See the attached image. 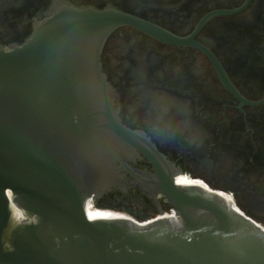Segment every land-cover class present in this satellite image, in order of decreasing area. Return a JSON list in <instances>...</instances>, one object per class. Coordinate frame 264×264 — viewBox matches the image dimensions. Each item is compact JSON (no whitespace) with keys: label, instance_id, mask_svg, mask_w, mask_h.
<instances>
[{"label":"water","instance_id":"obj_1","mask_svg":"<svg viewBox=\"0 0 264 264\" xmlns=\"http://www.w3.org/2000/svg\"><path fill=\"white\" fill-rule=\"evenodd\" d=\"M122 26L187 41L115 8L56 0L22 44L0 45V264H264L259 220L220 189L186 182L191 175L122 123L100 63ZM215 65L241 103L264 102L243 99ZM141 158L153 172L129 165ZM119 184L162 197L172 217L102 216L121 207L96 204Z\"/></svg>","mask_w":264,"mask_h":264},{"label":"flooded vegetation","instance_id":"obj_2","mask_svg":"<svg viewBox=\"0 0 264 264\" xmlns=\"http://www.w3.org/2000/svg\"><path fill=\"white\" fill-rule=\"evenodd\" d=\"M55 1L0 0V45L22 44ZM62 1L115 8L187 39L161 42L131 26L107 37L100 63L119 97L122 123L144 132L175 171L220 189L233 203L245 195L238 206L264 222V102L241 103L215 65L243 99L264 100V0ZM129 165L153 172L144 158ZM110 201L138 210L137 220L172 211L162 197L127 184L96 204Z\"/></svg>","mask_w":264,"mask_h":264},{"label":"bare ground","instance_id":"obj_3","mask_svg":"<svg viewBox=\"0 0 264 264\" xmlns=\"http://www.w3.org/2000/svg\"><path fill=\"white\" fill-rule=\"evenodd\" d=\"M186 182H196L197 184H200V185H202L203 187H205V188H208L207 187V184H203V182H197V180H196V178L194 179V180H192V176H188V179L187 180H185ZM209 189V188H208ZM219 192V191H218ZM220 194H222L223 196H227V195H225V193H222V192H219ZM228 199V198H227ZM228 200H230V202L232 203L233 201L231 200V198H229ZM167 214V216L169 217V218H171L172 217V215H170V214H168V213H166ZM102 216H110V217H120V218H124V219H128V220H133V218L129 215V214H127V213H125V212H122V211H112V210H109V209H107L103 214H102Z\"/></svg>","mask_w":264,"mask_h":264},{"label":"rangeland","instance_id":"obj_4","mask_svg":"<svg viewBox=\"0 0 264 264\" xmlns=\"http://www.w3.org/2000/svg\"><path fill=\"white\" fill-rule=\"evenodd\" d=\"M234 200H235V202H236V200H237V202H236L237 205H239L238 202H240L241 204H243L244 201H245V195H238V196L236 197V199H234ZM235 202H234V203L232 202L233 206L235 205ZM109 210L125 212V213L129 214L134 220H137V217H135L134 215H132L131 208L119 207V208H110ZM168 214H169V213H168ZM257 214H258V213H257ZM259 215H260V214H259ZM139 221H140V220H139ZM259 221L264 225V222H263V221H261V220H259Z\"/></svg>","mask_w":264,"mask_h":264}]
</instances>
